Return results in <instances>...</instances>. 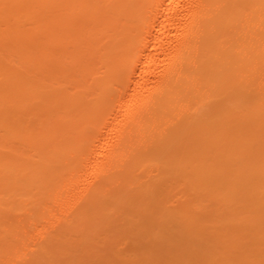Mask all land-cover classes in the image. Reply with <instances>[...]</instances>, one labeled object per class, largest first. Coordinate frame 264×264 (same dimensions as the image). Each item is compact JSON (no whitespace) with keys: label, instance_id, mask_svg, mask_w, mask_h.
I'll list each match as a JSON object with an SVG mask.
<instances>
[{"label":"bare ground","instance_id":"1","mask_svg":"<svg viewBox=\"0 0 264 264\" xmlns=\"http://www.w3.org/2000/svg\"><path fill=\"white\" fill-rule=\"evenodd\" d=\"M0 264H264V0H0Z\"/></svg>","mask_w":264,"mask_h":264},{"label":"rangeland","instance_id":"2","mask_svg":"<svg viewBox=\"0 0 264 264\" xmlns=\"http://www.w3.org/2000/svg\"><path fill=\"white\" fill-rule=\"evenodd\" d=\"M121 247H123V245Z\"/></svg>","mask_w":264,"mask_h":264}]
</instances>
